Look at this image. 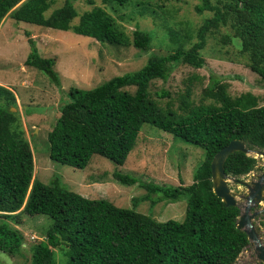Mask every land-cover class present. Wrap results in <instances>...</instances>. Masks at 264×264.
<instances>
[{
    "label": "trees",
    "instance_id": "trees-1",
    "mask_svg": "<svg viewBox=\"0 0 264 264\" xmlns=\"http://www.w3.org/2000/svg\"><path fill=\"white\" fill-rule=\"evenodd\" d=\"M80 0H0V27L7 17L16 22L72 31L113 47L148 51L153 37L136 28L130 36L106 8L117 4L143 6L140 0H86L93 6L80 16L75 3ZM180 2L181 0H163ZM63 6L48 12L57 3ZM196 12L210 14L197 29H171L166 37L184 40L183 47L154 54L148 64L134 74L119 76L92 89L71 88L68 101L60 107V117L48 134L52 161L78 170L86 169L94 156L125 165L145 125L170 134L175 140L204 152L189 186H160L123 173L114 179L126 186H138L147 194L137 202L177 203L187 200L184 221L158 222L132 209L117 207L105 199H88L68 190L60 182L44 184L35 178V157L22 128L15 93L0 85V251L21 254L24 236L17 225L24 218L45 216L52 221L45 239L33 245L30 264H236L249 247L248 235L238 229L239 207H226L213 192L211 163L215 155L233 140L247 144L251 153L264 152V97L251 92L229 93V85L211 81L199 99L192 81L185 91L151 93L155 81L167 82L179 66L201 69L206 65L202 52L207 40L224 29V45H236L238 57L264 84V0H202ZM123 9V10H124ZM163 10V7H160ZM113 12L114 9H112ZM168 20L172 13L163 11ZM238 41L235 43L234 41ZM155 41V40H154ZM26 66L43 72L61 87L56 60L39 54L34 41ZM135 89L131 92L129 89ZM168 99L166 103L160 100ZM12 109H16L15 112ZM254 155H231L226 174L241 179L261 170ZM63 247L64 254L58 248ZM65 257L67 261L64 262Z\"/></svg>",
    "mask_w": 264,
    "mask_h": 264
},
{
    "label": "rangeland",
    "instance_id": "rangeland-1",
    "mask_svg": "<svg viewBox=\"0 0 264 264\" xmlns=\"http://www.w3.org/2000/svg\"><path fill=\"white\" fill-rule=\"evenodd\" d=\"M140 1L145 2L150 10L142 13L143 6L124 9L125 7L117 4L106 6L100 1H97L95 6L106 8L130 36L136 28L150 34L154 47L148 51L134 47L104 45L72 31L43 28L16 22L7 17L0 27V85L10 88L16 95L22 128L34 151L35 178L48 185L54 181L60 182L66 189L88 199H105L117 207L135 210L158 222L170 220L182 222L187 212L186 199L171 204L162 202L155 206L150 202H137L135 199L145 196L147 192L138 186L118 183L114 179V174L118 172L133 175L144 182H153L160 186H189L193 183L195 171L204 162V152L199 148L175 140L172 135L147 124L123 166L94 156L86 169L78 170L54 162L49 157L48 134L60 117V107L68 101L71 88L89 90L115 77L134 74L142 70L154 54L159 56L166 54L167 50L183 47L182 38L166 37L167 26L173 30L179 27L194 30L193 38L186 46L190 48L197 42V29L210 17L207 12L203 14L196 12V7L203 4L202 0H181L172 3L163 0ZM211 1L215 4V0ZM63 4L57 3L47 16ZM75 7L79 16L74 20V25L78 24L81 15L93 9L86 0L76 2ZM160 7H163V10ZM163 11L172 13L173 18L165 19L162 16ZM226 32L229 33V30L222 29L216 37L208 38L206 48L202 52L206 60L203 68L179 66L167 82L155 81L151 93L155 97V93L162 91H168L171 95L178 94L185 91L192 81L194 96L199 99L211 81L220 80L229 85V93L232 96L251 92L264 97V84L238 57L237 46L224 45L221 42ZM31 40L42 57L56 60L55 69L60 75L61 87L52 84L43 72L26 66L27 58L32 52ZM129 90L135 92L133 88ZM167 100L160 101L166 103ZM249 154L259 159L261 170L239 179L243 182H251L255 175L264 172V156L257 153ZM231 190L238 196H247L244 186L234 185ZM238 201L244 213L247 202L244 199ZM263 207L264 204L258 205L251 213L260 211ZM253 224L260 244L264 247V214L255 218ZM51 225L52 221L45 216L24 218L23 224L16 226L24 236V249L21 254L15 255L0 251V264H30L33 245L45 239L46 231ZM258 246L251 243L236 264H262L258 261ZM57 250L64 254L63 247Z\"/></svg>",
    "mask_w": 264,
    "mask_h": 264
},
{
    "label": "water",
    "instance_id": "water-1",
    "mask_svg": "<svg viewBox=\"0 0 264 264\" xmlns=\"http://www.w3.org/2000/svg\"><path fill=\"white\" fill-rule=\"evenodd\" d=\"M12 111L15 112L16 109H12ZM236 152H242L248 155L251 153L245 142L233 140L215 155L211 163L213 192L223 201L226 207L240 208L238 199H244L247 202L245 212L243 213L241 210V216L238 220L237 227L248 235L250 244L259 245L257 247L258 261L264 264V247L260 244L258 233L253 224L255 218L264 214V207L260 211L251 213L253 208L264 204V172L260 175H255L256 179L254 178L251 182H243L227 175L225 163L228 158ZM256 153L262 157L264 156V152ZM234 185L244 186L247 190V196L242 197L234 194L231 190V187Z\"/></svg>",
    "mask_w": 264,
    "mask_h": 264
},
{
    "label": "clouds",
    "instance_id": "clouds-1",
    "mask_svg": "<svg viewBox=\"0 0 264 264\" xmlns=\"http://www.w3.org/2000/svg\"><path fill=\"white\" fill-rule=\"evenodd\" d=\"M34 239V238H33Z\"/></svg>",
    "mask_w": 264,
    "mask_h": 264
}]
</instances>
